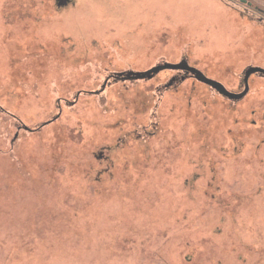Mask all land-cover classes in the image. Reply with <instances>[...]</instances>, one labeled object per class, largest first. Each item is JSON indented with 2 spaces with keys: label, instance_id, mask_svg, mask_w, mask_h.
<instances>
[{
  "label": "rangeland",
  "instance_id": "1",
  "mask_svg": "<svg viewBox=\"0 0 264 264\" xmlns=\"http://www.w3.org/2000/svg\"><path fill=\"white\" fill-rule=\"evenodd\" d=\"M256 6L0 0V264H264Z\"/></svg>",
  "mask_w": 264,
  "mask_h": 264
},
{
  "label": "water",
  "instance_id": "2",
  "mask_svg": "<svg viewBox=\"0 0 264 264\" xmlns=\"http://www.w3.org/2000/svg\"><path fill=\"white\" fill-rule=\"evenodd\" d=\"M241 1L242 2H248L249 4H252V2L249 0H241ZM165 68L192 70L198 79L212 85L213 87L218 89L221 93H223L224 95H227L231 98H241L248 92V90H249V76L251 75V73H254L257 71L264 73V67H262V66L250 67L247 70L246 77H245L246 88L241 93H234V92L230 91L225 86V84L223 82L207 76L202 70L198 69L197 67L191 66L188 61H180V62H176V63L175 62H165V63H163L161 65L159 64V65H157V66H155V67H153L147 71L137 72V74L139 76L141 75L142 77H152L155 73H157L160 70L165 69ZM121 74H123V72L118 73V75H121ZM118 75L116 77L119 78ZM122 78L124 79V77H122ZM96 92H99V91H96Z\"/></svg>",
  "mask_w": 264,
  "mask_h": 264
},
{
  "label": "flooded vegetation",
  "instance_id": "3",
  "mask_svg": "<svg viewBox=\"0 0 264 264\" xmlns=\"http://www.w3.org/2000/svg\"><path fill=\"white\" fill-rule=\"evenodd\" d=\"M43 1V0H42ZM71 0H55V3L56 4H58L59 6L61 5V4H66V3H68V2H70ZM250 1V0H249ZM240 2H242L241 0H240ZM242 3H244V4H247V6H251L252 4H249L248 2H242ZM20 8H22L21 6L20 7H18V8H13V10L15 11V12H20V13H22V11L20 10ZM256 10H258L259 12H264V9H263V7H259V6H257V9ZM243 12V11H242ZM259 21H260V23L262 24V25H264V19H259ZM182 61H188V59L187 58H185V59H183ZM189 62V61H188ZM161 64H163V63H161ZM160 64V65H161ZM189 64L191 65V66H194V67H197L198 69H200L197 65H195V64H192V63H190L189 62ZM252 66H260V65H249V66H247V68L244 70V73H243V77L241 78L242 80L239 82V89L240 90H232V88H230L229 89V87H227V85H225L230 91H232V92H234V93H241V92H243L244 90H245V88H246V82H245V77H246V72H247V70L250 68V67H252ZM263 67V66H262ZM165 69H167V68H165ZM163 70V69H162ZM178 73L177 74H174V76H173V78L170 80V82L168 83V84H171V83H175V82H180L181 80H184V79H186V78H189V77H192V78H195V79H197V80H200V79H198L197 77H196V75H195V73L192 71V70H189V69H175ZM200 70H202V69H200ZM204 73H205V71L204 70H202ZM206 74V73H205ZM207 75V74H206ZM254 75H259V76H261V77H264V73H262V72H259V71H257V72H254V73H251V75L249 76V90H248V92L250 91V79H251V77L252 76H254ZM208 76V75H207ZM210 77V76H209ZM113 78L114 79H116V77H114L113 76ZM211 78H214V77H211ZM118 79V78H117ZM214 79H216V78H214ZM218 80V79H217ZM201 81V80H200ZM202 82H204V81H202ZM204 83H206V82H204ZM206 84H208V83H206ZM210 87H212L216 92H218L220 95H222L225 99H228L229 101H231L232 103H236V102H238V101H240V100H242V99H244L245 97H246V95L248 94V92L243 96V97H241V98H231V97H229V96H227V95H224L223 93H221L218 89H216L215 87H213L212 85H210V84H208ZM166 87V86H165Z\"/></svg>",
  "mask_w": 264,
  "mask_h": 264
},
{
  "label": "crops",
  "instance_id": "4",
  "mask_svg": "<svg viewBox=\"0 0 264 264\" xmlns=\"http://www.w3.org/2000/svg\"><path fill=\"white\" fill-rule=\"evenodd\" d=\"M42 1V0H41ZM251 2H252V5L254 6L255 4H257L259 7L260 6H263V8H264V5H263V3H264V0H250ZM251 5V6H252ZM257 7V6H256Z\"/></svg>",
  "mask_w": 264,
  "mask_h": 264
}]
</instances>
